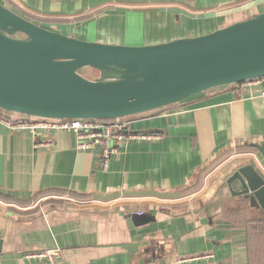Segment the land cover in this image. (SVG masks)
<instances>
[{
	"label": "crops",
	"instance_id": "0c3cea01",
	"mask_svg": "<svg viewBox=\"0 0 264 264\" xmlns=\"http://www.w3.org/2000/svg\"><path fill=\"white\" fill-rule=\"evenodd\" d=\"M0 1L64 33L74 26L82 39L125 44L264 11V0ZM121 10L127 17L115 16ZM100 28L122 39L99 38ZM263 91L244 81L136 117L129 131L159 137L127 141L106 169L70 132L0 124V264H43L29 254L44 250L61 264H251L264 208L232 196L227 179L245 166L264 177L254 149L264 145ZM39 194L55 200L37 206Z\"/></svg>",
	"mask_w": 264,
	"mask_h": 264
},
{
	"label": "water",
	"instance_id": "95a60500",
	"mask_svg": "<svg viewBox=\"0 0 264 264\" xmlns=\"http://www.w3.org/2000/svg\"><path fill=\"white\" fill-rule=\"evenodd\" d=\"M264 77V11L218 28L147 44L82 39L34 22L0 1V109L57 119L158 113L214 88ZM264 160V145L257 146ZM234 197L264 208L251 166L227 179Z\"/></svg>",
	"mask_w": 264,
	"mask_h": 264
},
{
	"label": "built area",
	"instance_id": "2783aa9c",
	"mask_svg": "<svg viewBox=\"0 0 264 264\" xmlns=\"http://www.w3.org/2000/svg\"><path fill=\"white\" fill-rule=\"evenodd\" d=\"M252 81L261 83L264 82V77ZM131 121V117L108 121L42 118L19 113L8 117L0 113V124L15 131L35 133L38 130L47 132L56 130L72 133L76 137V146L79 150L99 152V161L104 169L108 168L110 160L119 153L120 146L127 141L153 140L159 137L153 133L129 131ZM57 254V250H44L31 253L29 256L39 258L43 264H61Z\"/></svg>",
	"mask_w": 264,
	"mask_h": 264
},
{
	"label": "rangeland",
	"instance_id": "374dc122",
	"mask_svg": "<svg viewBox=\"0 0 264 264\" xmlns=\"http://www.w3.org/2000/svg\"><path fill=\"white\" fill-rule=\"evenodd\" d=\"M127 10H121V12H118V13H115V16L117 17H127ZM146 13V12H144ZM151 12H148L147 14H150ZM146 16V14L144 15V17ZM149 16V15H148ZM154 25V28H155V31L157 32L158 29H162V22L161 21H156L155 23H153ZM195 28V33L196 34H199L201 33L202 30H204L205 28H200L198 25L194 26ZM118 28V29H117ZM117 28H114L116 29L115 31H118L119 30V27ZM76 28H74V26H71V32H73V35H74V31H75ZM62 31H67V29H61ZM183 31V30H182ZM95 32V31H94ZM181 35H185L183 34L182 32H179L177 33V31H174L172 32V34L169 35V39L170 38H173V37H176V36H181ZM83 37L87 36L84 34H82ZM98 36L99 38H104L106 36H108L109 38L113 39V41H118V40H121L122 38L119 37V36H116L115 34L113 35H110L108 32L102 30L101 28L99 29V32H98ZM104 36V37H102ZM153 41H156V40H153ZM150 113H155V112H150ZM146 114V113H145ZM144 114H140V115H137V116H132V120L134 118H139L140 116H142ZM44 197V195L42 194H39L37 197H36V203H37V206L39 205H43L45 204L44 202H53V200L55 199H49V200H42V198ZM46 196V195H45ZM41 197V198H40ZM251 240H252V264H264V230L261 229L259 227V225H254L252 227V232H251Z\"/></svg>",
	"mask_w": 264,
	"mask_h": 264
},
{
	"label": "trees",
	"instance_id": "16d2710c",
	"mask_svg": "<svg viewBox=\"0 0 264 264\" xmlns=\"http://www.w3.org/2000/svg\"><path fill=\"white\" fill-rule=\"evenodd\" d=\"M99 13H101V12H99ZM225 87H227V86L214 88V89H212V90H216V89H220V88H225ZM209 91H211V90H209ZM175 106H176V105H175ZM172 107H174V106H172ZM168 108H171V107H168ZM0 113H2V114L5 115V116H8V117H11L12 115L15 114V113H12V112L4 111L3 109H0ZM116 120H118V119H111V120H108V121H116ZM254 149H257V146H256V147L254 146ZM256 225H259V227H260L261 229L264 230V221H260V222H259L258 224H256ZM251 264H252V262H251Z\"/></svg>",
	"mask_w": 264,
	"mask_h": 264
}]
</instances>
